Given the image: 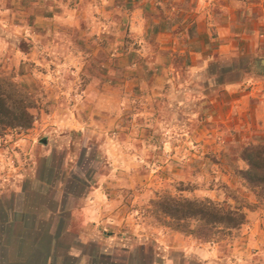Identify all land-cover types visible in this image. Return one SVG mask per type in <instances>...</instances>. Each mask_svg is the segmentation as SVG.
<instances>
[{
	"label": "rangeland",
	"instance_id": "374dc122",
	"mask_svg": "<svg viewBox=\"0 0 264 264\" xmlns=\"http://www.w3.org/2000/svg\"><path fill=\"white\" fill-rule=\"evenodd\" d=\"M233 3L264 9V0ZM227 4L0 0V78L31 95L35 118L32 128L0 137V206L25 196L56 200L31 185L37 167L45 180L103 188L114 233L80 249L96 264H112L98 252L118 264H264V196L258 200L230 164L243 166V147L264 143V38L223 36L217 24ZM251 9L232 34L257 19ZM234 82L236 97L250 94L249 106L223 96ZM226 187L247 205L248 221L222 240L175 231L152 206L167 195L235 204Z\"/></svg>",
	"mask_w": 264,
	"mask_h": 264
},
{
	"label": "crops",
	"instance_id": "0c3cea01",
	"mask_svg": "<svg viewBox=\"0 0 264 264\" xmlns=\"http://www.w3.org/2000/svg\"><path fill=\"white\" fill-rule=\"evenodd\" d=\"M227 3V13L220 19L221 23L217 24V29L222 30L223 36H227L229 31L228 36L232 40L235 37L248 40L254 35L264 38V9L247 7L243 10L233 8V0H227ZM250 9L257 18L251 20L250 30L248 26L243 27L240 20L241 26L236 29L238 33L232 34V25L238 23V17L250 12ZM207 33L210 34L209 29ZM260 58L264 59V54ZM237 86L240 87L236 82L228 84V91H224L223 96L229 100L234 99V88ZM249 96L250 94L239 95L236 100L241 101L245 108L249 106ZM2 152L0 149V157ZM40 174L37 167L32 168V175L30 173L29 177L31 185L35 184L41 197L47 198L53 193L56 200L51 203H33L25 196L19 205L14 203L9 209L0 206V264H71L72 261L74 264H96L92 253L87 254L80 249L82 246L104 241V232L110 235L114 233L111 228L116 221L103 188L88 186L72 178L66 181V177L57 182L55 178L45 180ZM70 180L77 182L83 190L79 193L72 192L68 187ZM23 189L20 191L18 188L16 192L24 196L27 191ZM109 240L112 246L116 239ZM66 241L71 242L67 247ZM97 254L111 258L112 264L119 263L112 259L113 254Z\"/></svg>",
	"mask_w": 264,
	"mask_h": 264
},
{
	"label": "trees",
	"instance_id": "16d2710c",
	"mask_svg": "<svg viewBox=\"0 0 264 264\" xmlns=\"http://www.w3.org/2000/svg\"><path fill=\"white\" fill-rule=\"evenodd\" d=\"M248 71L254 72L251 67H248ZM33 109L32 97L22 86L0 78V137L8 130L32 128L35 121ZM239 160L243 166L230 163L235 175L258 200L262 199L264 143L244 146ZM226 189L232 194L230 198L235 204L227 200L218 202L209 198L199 200L167 195L152 201V206L162 222L175 231L203 242L222 240L239 231L248 221L247 205L233 195L232 189Z\"/></svg>",
	"mask_w": 264,
	"mask_h": 264
},
{
	"label": "water",
	"instance_id": "95a60500",
	"mask_svg": "<svg viewBox=\"0 0 264 264\" xmlns=\"http://www.w3.org/2000/svg\"><path fill=\"white\" fill-rule=\"evenodd\" d=\"M260 68H262L264 70V59H261L259 62ZM46 143V141H45Z\"/></svg>",
	"mask_w": 264,
	"mask_h": 264
}]
</instances>
